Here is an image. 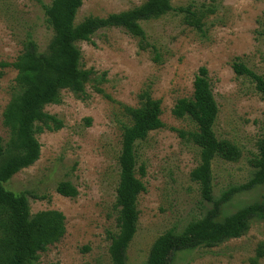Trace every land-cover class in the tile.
I'll return each instance as SVG.
<instances>
[{
    "label": "rangeland",
    "instance_id": "1",
    "mask_svg": "<svg viewBox=\"0 0 264 264\" xmlns=\"http://www.w3.org/2000/svg\"><path fill=\"white\" fill-rule=\"evenodd\" d=\"M53 0H0V138L9 130L6 109L21 88L13 64L32 40L46 51L53 31L47 15ZM147 0H83L76 23L129 13ZM170 12L139 20L144 38L122 27L97 30L80 41L81 67L92 70L85 93L63 91L59 103L46 105L47 117L34 123L40 145L37 161L16 173L4 186L27 197L31 215L57 210L66 218L60 242L40 252L32 264H111L110 234L118 229L122 133L133 122L126 108H137L148 91L162 103L164 127L136 146V176L145 186L138 198L137 232L128 249V264H146L154 242L170 230L180 231L201 218L211 205L201 199L190 174L199 165L200 149L180 131H194L177 119L179 99H191L193 83L206 67L219 114L213 130L219 141L240 151L236 162H212L213 194L248 182L262 137L264 100L254 83L232 68L239 59L264 77V0H171ZM68 182L76 198L63 197L57 186ZM264 199V186L239 194L222 216ZM264 264V221L254 220L240 238L213 248L177 253L172 264Z\"/></svg>",
    "mask_w": 264,
    "mask_h": 264
},
{
    "label": "trees",
    "instance_id": "2",
    "mask_svg": "<svg viewBox=\"0 0 264 264\" xmlns=\"http://www.w3.org/2000/svg\"><path fill=\"white\" fill-rule=\"evenodd\" d=\"M83 0H53L47 15L53 36L45 52L29 40L13 67L21 90L10 101L4 124L9 140L3 145L0 138V264H32L40 252L61 241L66 234V218L60 211L47 210L30 213L28 199L5 188V184L19 171L34 164L40 154V145L34 136V123L47 117L46 105L57 104L61 93L69 91L76 96L85 93L93 71L81 67V51L77 42H89L93 34L107 27H122L134 37L144 38L139 20L158 17L171 11V0H147L129 13L109 15L107 18H87L77 24L76 17ZM8 64L0 63L2 69ZM232 68L239 77L249 78L264 100V77L251 71L237 59ZM137 108H126L133 124L122 133L119 156L120 176L117 188V218L119 231L110 234L109 258L111 264H128V249L137 232L138 198L145 191L136 176V146L149 133L164 127L161 120L162 103L154 100L148 91L139 96ZM219 109L214 99L209 72L201 67L193 83L191 99L177 101L173 115L189 120L194 131H180L182 139L191 140L200 149L199 165L191 172L192 181L200 186L201 199L211 205L204 215L188 222L183 229L170 230L161 235L151 247L146 264H172L177 253L194 248H213L242 237L254 220L264 221V199L243 205L234 213L222 216L224 207L239 194L264 186V114L259 152L250 164L253 168L247 183L230 186L219 197L213 194L212 162L220 157L227 162L240 158L239 149L229 141H219L213 127ZM63 197L76 198L77 190L68 182L57 186ZM257 264V261H253Z\"/></svg>",
    "mask_w": 264,
    "mask_h": 264
}]
</instances>
